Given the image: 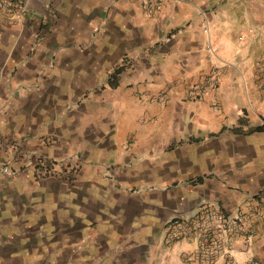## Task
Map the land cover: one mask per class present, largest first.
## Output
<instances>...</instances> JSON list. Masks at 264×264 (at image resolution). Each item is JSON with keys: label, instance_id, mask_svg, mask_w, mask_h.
<instances>
[{"label": "crops", "instance_id": "1", "mask_svg": "<svg viewBox=\"0 0 264 264\" xmlns=\"http://www.w3.org/2000/svg\"><path fill=\"white\" fill-rule=\"evenodd\" d=\"M150 1L0 16V264H190L196 242L162 229L204 202L250 230L234 264H264V0ZM41 158L65 176H36Z\"/></svg>", "mask_w": 264, "mask_h": 264}, {"label": "built area", "instance_id": "2", "mask_svg": "<svg viewBox=\"0 0 264 264\" xmlns=\"http://www.w3.org/2000/svg\"><path fill=\"white\" fill-rule=\"evenodd\" d=\"M145 4L148 10L153 6L150 0H145ZM26 11L27 0H0V16L9 24H20ZM255 66L259 74H264V57L258 59ZM216 82L217 72L214 70L199 83L188 87L186 95L193 100L199 99L216 86ZM36 174L49 176L54 175L55 172L53 168L48 169L44 165ZM162 230L164 241L168 244L183 239L196 242V248L184 256L190 264H217L221 258L229 264H234L231 248L237 235L242 234L245 241H248L251 236L250 230L245 228L244 220L240 215L227 214L207 202L201 203L192 214H174L164 223Z\"/></svg>", "mask_w": 264, "mask_h": 264}, {"label": "rangeland", "instance_id": "3", "mask_svg": "<svg viewBox=\"0 0 264 264\" xmlns=\"http://www.w3.org/2000/svg\"><path fill=\"white\" fill-rule=\"evenodd\" d=\"M14 158L17 157V152L14 153L13 155ZM59 163H61V165L59 163H57L56 161H51L48 160L47 158H41V160L37 161L34 163L35 166H37L38 169L42 170L43 166L45 165L46 167H48V169L53 168V172H55L54 175H49L46 174V176H38L40 178H49V177H55V178H63L66 174V169L63 167V165L65 164V162L63 160H59ZM57 164H59V167H61V170L56 169ZM43 165V166H42ZM56 167V168H55ZM5 168V173L12 175L13 173H15L17 171V166L13 165V164H4V166H2V169ZM37 169V171H38ZM36 171V173H37ZM42 172V171H41ZM41 175V174H40ZM37 176V174H36Z\"/></svg>", "mask_w": 264, "mask_h": 264}, {"label": "trees", "instance_id": "4", "mask_svg": "<svg viewBox=\"0 0 264 264\" xmlns=\"http://www.w3.org/2000/svg\"><path fill=\"white\" fill-rule=\"evenodd\" d=\"M122 70V66L116 67L110 74L107 80V84L110 86H115L117 81V75Z\"/></svg>", "mask_w": 264, "mask_h": 264}]
</instances>
